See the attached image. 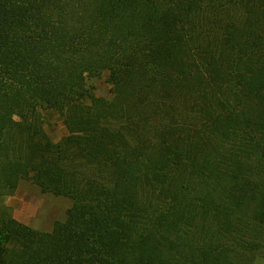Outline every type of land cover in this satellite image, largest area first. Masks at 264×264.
<instances>
[{
  "label": "trees",
  "instance_id": "trees-1",
  "mask_svg": "<svg viewBox=\"0 0 264 264\" xmlns=\"http://www.w3.org/2000/svg\"><path fill=\"white\" fill-rule=\"evenodd\" d=\"M25 181L73 206L0 209V264H260L264 0H0V196Z\"/></svg>",
  "mask_w": 264,
  "mask_h": 264
},
{
  "label": "rangeland",
  "instance_id": "rangeland-1",
  "mask_svg": "<svg viewBox=\"0 0 264 264\" xmlns=\"http://www.w3.org/2000/svg\"><path fill=\"white\" fill-rule=\"evenodd\" d=\"M89 85L96 97L111 99L107 73L92 79ZM46 121V130L54 142H59L67 135L57 114H48ZM72 206L70 199L43 193L30 181L22 182L14 193L0 196V209H8L16 220L41 232H52L57 222L66 220ZM259 263L264 264V260Z\"/></svg>",
  "mask_w": 264,
  "mask_h": 264
}]
</instances>
